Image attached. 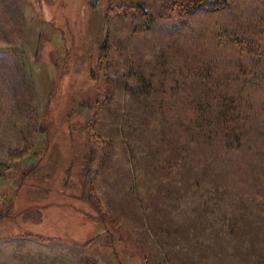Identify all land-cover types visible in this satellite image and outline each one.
I'll return each instance as SVG.
<instances>
[{
  "label": "rangeland",
  "instance_id": "1",
  "mask_svg": "<svg viewBox=\"0 0 264 264\" xmlns=\"http://www.w3.org/2000/svg\"><path fill=\"white\" fill-rule=\"evenodd\" d=\"M0 264H264V0H0Z\"/></svg>",
  "mask_w": 264,
  "mask_h": 264
}]
</instances>
